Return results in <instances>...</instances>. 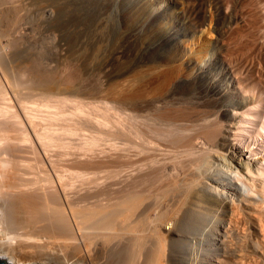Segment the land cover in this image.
<instances>
[{
	"label": "bare ground",
	"instance_id": "bare-ground-1",
	"mask_svg": "<svg viewBox=\"0 0 264 264\" xmlns=\"http://www.w3.org/2000/svg\"><path fill=\"white\" fill-rule=\"evenodd\" d=\"M259 1L248 62L224 44L228 6L181 51L210 33L208 0H0V259L264 264ZM132 58L111 95L80 96L91 59L96 76Z\"/></svg>",
	"mask_w": 264,
	"mask_h": 264
},
{
	"label": "rangeland",
	"instance_id": "rangeland-1",
	"mask_svg": "<svg viewBox=\"0 0 264 264\" xmlns=\"http://www.w3.org/2000/svg\"><path fill=\"white\" fill-rule=\"evenodd\" d=\"M177 1H179V3L178 4H176L175 6H173V11H175V12H178V11H180V9L182 8L183 9V11H186L187 9H188V11L191 9V7L193 6V5H196V0H177ZM182 1V2H181ZM209 2H208V21H207V23L205 24V30L204 31H206V32H210V33H208L207 34V37H209V38H207L206 36H204V35H206L205 33H198L197 35H196V38H194V39H192V38H187V40L185 41V39L184 40H182L180 43H179V46H180V49H182L181 51H183V52H185L186 54H191V53H193V52H196V51H198V50H200L201 49V46H202V48L204 47L203 45H206V44H210V42H212V37L214 36L215 37V35H216V33H215V31L213 30V29H211V25H209V17H213V19H214V17L216 16V13H218V12H220L222 9L223 10H227V8H228V10H229V13L226 11V15H227V17L229 16V17H234V18H236L237 19V21L235 22V23H233V24H230V25H227V27H225L226 28V30H225V28H224V32L226 31V33H224L223 32V34H226V37L224 38V36H223V41H224V44L225 45H227L226 46V48H227V51H229V52H237V50H238V52L239 51H241V52H243V54H244V51L243 50H245V52H250L249 50H246V49H244L245 47L246 48H248L249 46L251 47V38L249 37V36H251V35H253L252 33L254 32V29L253 28H251V26L253 27V25L255 26V20H256V16H254V15H256V5H254V4H257L258 2H257V0H208ZM212 1V2H211ZM223 1V5H222V3H218V2H222ZM228 1H229V3L230 4H228ZM253 1H256V3H254V4H252L253 3ZM259 1V0H258ZM263 1V0H262ZM261 0L259 1V2H262ZM234 2V3H233ZM187 3V4H186ZM216 5H215V4ZM225 3V4H224ZM237 3V4H236ZM248 3V4H247ZM219 4V5H218ZM242 4V5H241ZM183 5H184V8H186L185 10H184V8H183ZM214 5V6H213ZM232 5V6H231ZM253 5V6H252ZM187 6H188V8H187ZM211 6V7H210ZM222 6H228L227 8H223ZM234 6V7H233ZM175 7V8H174ZM221 7V8H220ZM230 7H232V8H230ZM240 7V8H239ZM242 7V8H241ZM251 7V8H250ZM253 7V8H252ZM190 8V9H189ZM213 8V9H212ZM182 9H181V11H182ZM221 9V10H220ZM238 9H240V10H238ZM247 11H246V10ZM255 9V10H254ZM178 10V11H177ZM216 10V11H215ZM218 10V11H217ZM237 10V11H236ZM249 10V11H248ZM211 11V12H210ZM244 11V12H243ZM253 11V12H252ZM210 12V13H209ZM247 12V13H246ZM212 13V14H211ZM214 13V14H213ZM235 13V14H234ZM252 13V14H251ZM238 14V15H237ZM242 14V15H241ZM241 15V16H240ZM251 17H250V16ZM245 16V17H244ZM212 17L210 18V20L212 19ZM254 17H255V19H254ZM244 20H243V19ZM252 18V19H251ZM212 19V20H213ZM235 19V20H236ZM247 21V22H246ZM251 21V22H250ZM236 23H238L237 25H236ZM253 23V24H252ZM207 25V26H206ZM250 26V27H249ZM210 29V30H208V28ZM229 27V28H228ZM234 27H236V28H234ZM249 28V34H248V31L246 30V28ZM228 28V29H227ZM230 28H233V29H230ZM247 28V29H248ZM208 31H207V30ZM230 29V30H229ZM243 29H244V31H243ZM238 30H241V31H238ZM245 30H246V32H245ZM251 30H253V32L251 31ZM243 32H245V33H243ZM231 35H230V34ZM241 33V34H240ZM214 34V35H213ZM233 34H234V36H233ZM248 34V35H247ZM200 35V36H199ZM211 35H213V36H211ZM229 35V36H228ZM243 35H245V39L244 38H242L243 37ZM240 36H241V39H240ZM211 37V38H210ZM232 37V38H231ZM250 39H249V38ZM253 37V36H252ZM246 38H248V40L249 41H247L246 40ZM226 40V42H225V40ZM236 39H240L241 40V43L238 41V40H236ZM200 40V41H199ZM231 42H233V43H236V45H233V47H232V45H231V43L229 42V41ZM236 40V41H235ZM186 43H185V42ZM228 41V42H227ZM238 41V42H237ZM244 41V42H243ZM204 42V43H203ZM243 42V43H242ZM189 43V44H188ZM203 43V44H202ZM206 43V44H205ZM228 43H230V44H228ZM237 43H238V45H241V47L244 45V47H236V46H238L237 45ZM200 44V45H199ZM182 45V46H181ZM186 45V46H185ZM228 45H229V49H228ZM230 45H231V47H230ZM192 46V47H191ZM199 46V47H198ZM235 46V47H234ZM248 46V47H247ZM193 48V49H192ZM198 48V49H197ZM233 48V49H232ZM235 49H237V50H235ZM194 50V51H193ZM235 50V51H234ZM226 51V52H227ZM124 52H128V51H124ZM129 52H137V50H130ZM239 54V53H238ZM245 55V57H246V54H244ZM244 55H243V57H244ZM170 56V55H169ZM251 56V55H250ZM250 56H248L247 55V57H249V58H247L246 60L248 61V62H250V60H251V57H253V54H252V56L250 57ZM244 57V58H245ZM92 58H94V56L92 57ZM133 60H132V62H133V64H135L136 63V60H135V58H132ZM170 58H164V59H159V60H156V62H154V63H152V64H148V66H147V64L146 65H144V66H142V67H137L136 69H138V70H146V71H148V72H151V71H154V72H157V71H160V72H158V73H165V71L166 72H168V71H170V70H173V66H174V64H172V66H171V63H170V60H169ZM249 59V60H248ZM129 60V61H128ZM252 60H253V58H252ZM159 61V62H158ZM101 62V61H100ZM169 64V65H165V64ZM133 64H131V60L130 59H124V60H121L120 62H118L117 63V65H115V67L113 68V72H109V73H99V75H96V76H94V59H91V67L90 66H88L87 67V70H89V71H86V67L84 68V67H82V71H81V68H80V71H81V74H80V77H81V79L83 80V82H85V84H84V86L82 87V89L81 90H85L84 92L83 91H81L80 90V96L82 97V98H84L85 99V101H90V99H92L93 97H94V87H96V85L98 86V87H96V88H98V90H100V89H104V90H100V91H104L103 93H104V95H107V96H109V95H111V93H113V92H115L117 89H119L120 88V85H122L123 83H124V81H126V80H128L131 76H132V74L134 73H132L131 74V76L129 77V75H128V78H127V76H120L121 74H123V73H126V72H128L129 70H131V68L132 67H136V64L133 66ZM162 64H163V66H162ZM93 65V66H92ZM129 65V66H128ZM161 65V66H160ZM124 66V67H123ZM154 66V67H153ZM157 66V67H156ZM98 67V66H97ZM149 68L148 70L147 69H145V68ZM165 67V68H164ZM129 68V69H128ZM159 68V69H158ZM170 68V70H167V69H169ZM122 69V70H121ZM125 69V70H124ZM156 69H157V71H156ZM164 71H162V70ZM175 69V68H174ZM85 72H86V76H85ZM82 73H83V76H82ZM89 73L92 75V76H90L89 75ZM88 74V75H87ZM85 76V77H84ZM117 76H119V77H117ZM82 77H84V78H82ZM91 77H92V79H91ZM99 77V78H98ZM124 77V78H123ZM88 78H89V80H88ZM122 80V81H121ZM151 80V79H150ZM149 79H148V81H150ZM152 80H154L153 78H152ZM160 81L162 80V82H160L161 84H157V83H155V85H159V91L160 90H163V89H165V86L167 85V84H165L164 82H168V80L163 76L162 77V79H159ZM90 83V84H89ZM99 84V85H98ZM163 84H165V85H163ZM116 85V86H115ZM152 85H154V84H152ZM162 86V87H161ZM88 87V88H87ZM93 87V88H92ZM100 87V88H99ZM119 87V88H118ZM164 87V88H163ZM86 88H87V90H86ZM95 88V89H96ZM117 88V89H116ZM163 88V89H162ZM106 89V90H105ZM116 89V90H115ZM89 91H91L89 94H87V92ZM85 93V94H84ZM92 93H93V95H92ZM88 99H87V98ZM90 97H92V98H90ZM81 99V98H80ZM84 99H82V100H84ZM87 99V100H86ZM94 99V98H93ZM91 101H94V100H91Z\"/></svg>",
	"mask_w": 264,
	"mask_h": 264
},
{
	"label": "water",
	"instance_id": "water-1",
	"mask_svg": "<svg viewBox=\"0 0 264 264\" xmlns=\"http://www.w3.org/2000/svg\"><path fill=\"white\" fill-rule=\"evenodd\" d=\"M0 264H9V263L6 262L5 260L0 259Z\"/></svg>",
	"mask_w": 264,
	"mask_h": 264
}]
</instances>
